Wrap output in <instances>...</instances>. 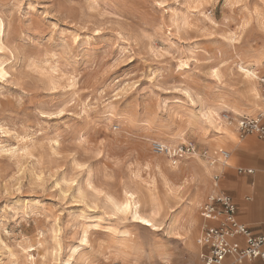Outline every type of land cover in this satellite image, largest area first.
I'll return each instance as SVG.
<instances>
[{
  "label": "rangeland",
  "instance_id": "rangeland-1",
  "mask_svg": "<svg viewBox=\"0 0 264 264\" xmlns=\"http://www.w3.org/2000/svg\"><path fill=\"white\" fill-rule=\"evenodd\" d=\"M0 22V264H199L200 207L257 115L264 0H0ZM128 192L162 230L114 210Z\"/></svg>",
  "mask_w": 264,
  "mask_h": 264
},
{
  "label": "built area",
  "instance_id": "built-area-1",
  "mask_svg": "<svg viewBox=\"0 0 264 264\" xmlns=\"http://www.w3.org/2000/svg\"><path fill=\"white\" fill-rule=\"evenodd\" d=\"M259 94L264 105V66L256 72ZM264 115V111H263ZM237 137L255 136L264 143L262 115L252 118L239 117L236 122ZM163 151V147H157ZM195 145L188 144L176 149L173 157L183 153H195ZM223 159L229 154L220 151ZM215 162H213L214 164ZM222 165H226L224 161ZM238 173L251 174L252 170L238 169ZM215 183L218 175L214 176ZM237 208L233 199L221 193L209 196L200 207V216L205 223L202 229L204 250L200 254L202 264H225L231 257L236 262L264 260V235L253 234L237 219Z\"/></svg>",
  "mask_w": 264,
  "mask_h": 264
},
{
  "label": "crops",
  "instance_id": "crops-1",
  "mask_svg": "<svg viewBox=\"0 0 264 264\" xmlns=\"http://www.w3.org/2000/svg\"><path fill=\"white\" fill-rule=\"evenodd\" d=\"M260 96V95H259ZM260 105H254L250 103L248 105L247 112L262 115V121L264 123L263 111L259 110L262 103L260 99ZM264 107V105H263ZM259 110V111H258ZM246 136L239 139V142L232 143L230 145V152L234 154V163L236 169L226 164L229 168L227 172L220 171L221 174L218 176V180L213 184V194H226L230 196L237 208V219L238 221L248 227L250 231L255 235H264V143L261 142L257 137ZM229 154V153H228ZM238 169L252 170L251 174L238 173L234 171ZM223 173V177H221ZM221 180V187L218 183ZM206 186L205 192L212 190L211 183H204ZM202 192V191H201ZM200 198V195H199ZM205 223V222H204ZM209 224L205 223L204 225ZM204 250V245L201 253ZM200 253V254H201ZM199 254V264L200 261ZM225 264H264V260L255 261H243L236 262L231 257L225 259Z\"/></svg>",
  "mask_w": 264,
  "mask_h": 264
},
{
  "label": "bare ground",
  "instance_id": "bare-ground-1",
  "mask_svg": "<svg viewBox=\"0 0 264 264\" xmlns=\"http://www.w3.org/2000/svg\"><path fill=\"white\" fill-rule=\"evenodd\" d=\"M2 30H3V24L0 22V35L3 33ZM263 60H264V54H260L252 62V65L261 66V62ZM241 70H242L243 75H244V77L246 79L247 93L250 96V98L252 97V99L256 102V103H254V105H257V101L259 100V97L261 99V96H259V90L257 88L258 87V85H257V75L253 71H250L248 69H244L243 67H241ZM0 73H3V70H0ZM214 74H216V73H214ZM216 76H217V74H216ZM246 100L248 102H250L249 98H246ZM230 111L234 115H239L240 114L239 111L237 109H235V108L231 109ZM196 204H197V202L195 201L193 206H195ZM112 206H113L114 210L119 212V213L129 214L131 216V219L135 223H143L145 226L151 227L152 231H160V230H162L161 229V222L157 219V216H156L157 213H156L154 205L151 204V206L149 207L148 211L144 212V210H143V202L141 200V197H139V196L135 197V194H133V193H129V192L125 193V201L120 203V204L112 202ZM187 223H188V219L183 221V223L178 227V230H182V229L186 228ZM174 224H175V221H173V220L170 221L169 228H173L172 226ZM86 238H87L86 234L84 233L82 235V238H81L83 243L86 241ZM76 250H77V248H74L72 250V253H75Z\"/></svg>",
  "mask_w": 264,
  "mask_h": 264
}]
</instances>
